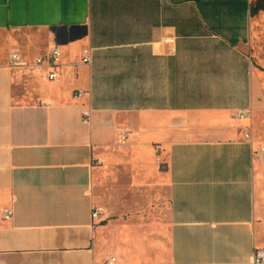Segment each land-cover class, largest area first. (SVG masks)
<instances>
[{
  "label": "crops",
  "instance_id": "crops-1",
  "mask_svg": "<svg viewBox=\"0 0 264 264\" xmlns=\"http://www.w3.org/2000/svg\"><path fill=\"white\" fill-rule=\"evenodd\" d=\"M250 6L0 0V264L117 259L103 248L94 181L120 167L147 204L166 187L171 264H253L264 248V60L244 49ZM54 45L50 81L33 63ZM13 52L32 68H11Z\"/></svg>",
  "mask_w": 264,
  "mask_h": 264
},
{
  "label": "rangeland",
  "instance_id": "rangeland-1",
  "mask_svg": "<svg viewBox=\"0 0 264 264\" xmlns=\"http://www.w3.org/2000/svg\"><path fill=\"white\" fill-rule=\"evenodd\" d=\"M252 37L244 45L247 52L264 60V0H251ZM158 154L157 163L165 171ZM118 176L98 175L94 181L96 206L101 209L102 241L113 251L117 264H171L170 206L166 187L149 204L145 192H134L131 167H120ZM146 199V198H145ZM135 258L138 260L135 261Z\"/></svg>",
  "mask_w": 264,
  "mask_h": 264
},
{
  "label": "built area",
  "instance_id": "built-area-1",
  "mask_svg": "<svg viewBox=\"0 0 264 264\" xmlns=\"http://www.w3.org/2000/svg\"><path fill=\"white\" fill-rule=\"evenodd\" d=\"M86 57L83 58L82 62L84 64H89L90 63V52L86 53ZM62 58V50L58 45H54L49 52L43 56L37 58L33 66L37 68H44L47 72V78L50 81H54L58 77V68L60 65V60ZM9 62H10V67L11 68H32V65L27 62H23L21 56L19 55L18 52H13L10 57H9ZM251 114L250 111H240L236 115L237 118L239 119H244L248 117ZM90 118V112L85 111L84 112V122H88ZM129 133L125 130H122L119 132L118 136V143H124L128 139ZM250 134H246V138L250 139ZM264 150V148H262ZM13 215V212L8 210L5 211V217L9 218ZM100 216V212L98 209L94 210L92 213V218L93 219H98ZM107 264H117V259L115 257L111 258L109 261H107ZM253 264H264V248H256L254 252V257H253Z\"/></svg>",
  "mask_w": 264,
  "mask_h": 264
}]
</instances>
